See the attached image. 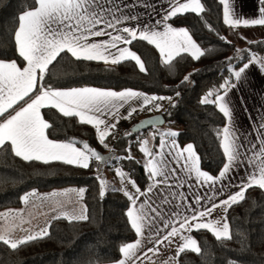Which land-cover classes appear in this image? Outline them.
<instances>
[{"label":"snow or ice","instance_id":"1","mask_svg":"<svg viewBox=\"0 0 264 264\" xmlns=\"http://www.w3.org/2000/svg\"><path fill=\"white\" fill-rule=\"evenodd\" d=\"M218 3L222 6L225 25L231 28L264 26V0H257L255 18L243 15L238 0H218ZM141 7L146 11L138 14L137 9ZM204 11L201 0H167L163 9L159 6V0H33L30 9L18 14L17 27L11 34L25 65L21 67L16 61H0V148L10 146L11 152L26 162H62L88 169L93 159L104 161V156L86 143L79 148L75 142L49 139L46 130L52 125L44 118L41 109H56L64 117H78L81 124L95 128L99 143L107 147L106 137L116 129L120 119L128 120L144 108L151 110L150 106L160 110L163 105L157 101L170 98L132 89L117 91L88 86L54 89L45 83L49 66L61 53H68L76 61L103 62L105 65L134 61L139 71L145 73L146 67L141 57L127 47L137 40L154 45L165 65H171L182 53H188L198 61L205 53L189 31L167 22L188 13L199 16ZM237 52L238 55L228 58L229 61L246 59L247 62L230 64L226 68L229 76L224 78L218 90L209 91L200 101L204 105H215L226 118V124L216 134L224 157L222 168L216 176L201 169V158L194 145L188 143L181 148L176 141L179 134L171 130L136 138L145 159L142 166L149 182L144 190L117 169L116 175L121 180L118 190L129 202L126 218L137 239L119 248L123 258L116 264H137L138 261L142 264L148 258V253L158 254L161 246L169 248L177 240V258L186 250L199 254L201 247L190 235L194 230H207L217 241H230L233 235L227 220L228 210L245 199V193L253 186L264 190V117L252 119L255 128L251 134L255 138L249 142L250 133H242L234 122L233 101L230 98L231 90L243 82L251 66L259 64L261 71H264V58L240 56V50ZM188 81L189 77L185 76L184 82ZM22 101L24 105L17 110V105ZM121 109H126V114L121 115ZM146 123L154 124L151 119ZM136 127L139 128V125ZM126 135L131 136L132 130ZM157 138L159 143L153 145ZM127 151L130 152V148ZM126 158L133 159L130 155ZM245 167L247 175L238 184V191L217 203L216 200L225 190L233 186L235 170ZM181 172L189 173V180L194 176L197 187L211 191H195L193 185L180 176ZM185 187L187 192L180 191ZM106 188V182L101 180V197L105 195ZM84 191L83 188L79 189L77 196L82 197ZM60 195L63 194H50L53 198ZM35 196L37 193L32 191L24 194L22 200L28 203ZM217 208L223 209L224 216L207 219ZM88 219L86 209L70 217L72 221ZM47 235V228H44L39 233L20 239L0 235V242L16 250ZM241 243H244L243 239ZM145 245L151 247L145 249ZM164 264L169 262L165 261ZM229 264L235 262L229 261Z\"/></svg>","mask_w":264,"mask_h":264},{"label":"trees","instance_id":"2","mask_svg":"<svg viewBox=\"0 0 264 264\" xmlns=\"http://www.w3.org/2000/svg\"><path fill=\"white\" fill-rule=\"evenodd\" d=\"M201 1L205 11L199 16L188 13L171 20L175 25L186 27L202 48L205 55L198 61L184 53L171 65H165L153 45L137 40L130 46L145 63V73L139 71L134 61L105 65L103 62L76 61L68 53H61L49 66L45 83L54 89L84 86L135 89L170 99L157 101L165 104L162 110L150 111L148 116L134 114L122 123L123 127L106 137L107 147L99 143L95 128L81 124L78 117H64L56 109L43 110L52 125L48 129L51 139L75 142L80 148L86 143L104 156L103 165L102 161L94 160L88 169H82L62 162H26L16 157L10 146L0 148V211L20 207L23 195L32 190L51 191L77 186L85 190L83 199L89 217L87 221L56 218L52 220L47 236L16 250L0 242V264H107L118 261L122 256L119 248L137 237L126 218L129 202L123 192L110 187V182L118 164L142 190L146 188L149 182L141 163L144 157L136 139L142 138L141 131L175 124L179 128L176 141L181 146L192 143L201 158V168L213 176L218 174L224 157L216 134L226 124V118L215 105H204L200 101L209 91L218 90L224 78L229 76L226 68L230 64L240 65L247 60L229 61L228 58L236 57L240 49L228 40L230 27L223 23L222 6L218 0ZM32 4L33 0H0V60L24 62L11 34L17 27L18 14L30 9ZM263 53L264 39H258L249 42L239 55L251 57ZM185 76L189 77L188 82H184ZM231 79L235 82L234 77ZM150 119L153 125L146 123ZM130 130L132 135H126ZM129 139H132L131 144ZM158 143L159 138L153 141V145ZM129 148L130 152L127 151ZM129 155L133 159H127ZM110 159L111 176H108L105 170ZM101 180L107 185L103 197L99 194ZM228 219L232 240L217 241L207 230L194 231L201 253L186 250L180 254V264H229V261L264 264V190L257 186L248 189L245 199L228 210Z\"/></svg>","mask_w":264,"mask_h":264},{"label":"crops","instance_id":"3","mask_svg":"<svg viewBox=\"0 0 264 264\" xmlns=\"http://www.w3.org/2000/svg\"><path fill=\"white\" fill-rule=\"evenodd\" d=\"M238 4L240 6L239 10L243 13L245 17L255 18L257 16V11H256L257 0H238ZM166 5H167V0H159V6L161 9L166 7ZM142 11H146V10L143 7L137 9L138 14H140V12ZM148 15H151V13L148 12ZM167 23H170L173 27H184V26L175 25L171 20L168 21ZM162 27L163 26L161 25L160 30H162ZM261 29H264V26H252V27L239 26L236 28L230 27V31L238 30L240 32H243V30L247 31V30H261ZM104 39H106V37ZM194 41L196 42L195 39ZM197 45L199 46L198 43ZM127 47H129V49L133 51L130 45H127ZM200 49L201 51H203L201 47ZM0 61L11 62L14 60H11V61L0 60ZM16 62L21 67L25 65V62H23L22 64L19 63L18 61ZM96 88H99V87H96ZM100 89H105V88H100ZM110 90H113V89H110ZM132 90H135V89H132ZM230 98L233 101L232 106L234 108V122L236 125H238L242 133H250V135L248 136V140L249 142H252V140L255 138L254 135L251 134L253 133V129L255 128V125L252 123V119L254 118L259 119L260 117H264V71H261L259 64L251 66L249 68V70L247 71V76L243 80V82L239 83L236 88L231 90ZM23 105H24V102L23 101L20 102V104L17 105V110L19 107ZM245 106H246V110H245ZM44 109H41V113L43 116H44V113H43ZM153 109H154V113H156L157 109L151 106V110ZM151 110H149L148 108H144L143 111H138L137 113H134V114L143 116V114L147 113V115L145 116H148V115H151L150 113ZM124 114H126V109H121V115H124ZM130 119L126 120L125 122L122 121L124 119H120L119 123L117 124L116 129L119 128L120 126L123 127L122 123L124 124ZM173 127L174 126H171L170 128L168 127L167 131H170V130L173 131ZM178 129L179 128L177 127L175 131L177 132ZM46 134L48 135V130H46ZM49 139L51 138L49 137ZM56 142H61V141H56ZM178 145L181 148H183L187 144L184 146H181L178 143ZM194 149L196 151L195 146H194ZM93 161L94 159L90 161V165L92 164ZM246 175H247L246 167L243 169H239V168L236 169L232 177L233 186L227 188L225 192L223 193V195H221L216 200V202L219 203V200L226 198L230 193L238 191V184L243 182L244 177ZM180 176L188 183H191L195 191H199L202 193L211 191L210 189H206L204 187H197L195 177L192 176L191 179L189 180V173L187 172H181ZM79 189H81V187L69 186L65 188L54 189L51 191L32 190L37 193V196L31 197L28 203H24L22 201V205L18 208H9V209L0 211V235H5L6 237H9L11 239H20L29 234L39 233L40 230L44 228H47V231H49V227H50L52 220L56 218H65L67 220H70V217L73 214H79L84 209H86V214L88 215L87 205L84 202L83 196L82 197L77 196V192ZM32 191H29V192H32ZM180 191L187 192L188 189L187 187H185L184 189H180ZM53 192L62 193L63 195L53 198L50 196V194ZM42 197H46V199H42ZM189 199L191 200V195H189ZM57 201H59L60 203H57ZM196 207H199V206H196ZM66 216L68 218H66ZM223 216H224L223 209L217 208L215 212H213L212 216L208 217L207 219H220ZM227 220L229 222L228 212H227ZM194 231H192L190 235L194 239H196L193 233ZM230 231H231V227H230ZM178 245H179V241L177 240V242L169 248H165L161 246L158 254L148 253V258H145L142 264H164L165 261H168L169 264H180V261H179L180 256L178 258L176 257V247ZM147 247H151V245H145V249ZM122 258L123 256H121L120 259ZM116 262L107 263V264H116ZM137 264H140V262L138 261Z\"/></svg>","mask_w":264,"mask_h":264},{"label":"rangeland","instance_id":"4","mask_svg":"<svg viewBox=\"0 0 264 264\" xmlns=\"http://www.w3.org/2000/svg\"><path fill=\"white\" fill-rule=\"evenodd\" d=\"M258 39H264V29H261V30H243V32H240V31H230L229 35H228V40L231 41V42H235L236 45L238 46V48L240 50H242L244 47L247 46V44L253 40H258ZM259 56V57H258ZM256 57L258 58H264V53L261 54V55H258ZM158 103V102H157ZM163 105L164 107V103H160ZM162 107V108H163ZM161 108V109H162ZM151 112H154V110H151ZM147 115L146 114H143V116ZM171 126H174L173 127V131H175L177 129L176 125L175 124H168V126H165V127H160V128H155V127H151L149 128L148 130L146 131H141L139 132L140 135H142V138L143 137H146V136H149L152 132H160V133H163V132H166L168 130V127L170 128ZM131 140L132 139H129L128 142L131 144ZM112 159H110L106 165V173L108 176H111V167H112ZM145 162V159L142 160V164ZM115 175H114V178H113V181L110 182V187L111 188H116V189H120L121 188V180L120 178L116 175V171L117 169L123 171L125 173V175L133 180L131 178V176L129 175V173H127L122 167H118V164L115 165ZM128 188L129 190H131V186L128 185Z\"/></svg>","mask_w":264,"mask_h":264},{"label":"water","instance_id":"5","mask_svg":"<svg viewBox=\"0 0 264 264\" xmlns=\"http://www.w3.org/2000/svg\"><path fill=\"white\" fill-rule=\"evenodd\" d=\"M104 164V161H102V165Z\"/></svg>","mask_w":264,"mask_h":264}]
</instances>
